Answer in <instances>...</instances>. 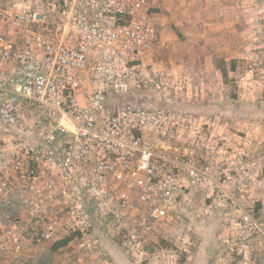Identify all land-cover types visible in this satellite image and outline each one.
Returning a JSON list of instances; mask_svg holds the SVG:
<instances>
[{
	"label": "built area",
	"instance_id": "built-area-1",
	"mask_svg": "<svg viewBox=\"0 0 264 264\" xmlns=\"http://www.w3.org/2000/svg\"><path fill=\"white\" fill-rule=\"evenodd\" d=\"M156 41L144 0H0V256L22 218L41 239L74 235L86 254L99 219L136 254L199 185L232 230L264 238L246 204L254 173L229 145L217 148L229 165L199 160L177 141L185 117L119 100L146 77Z\"/></svg>",
	"mask_w": 264,
	"mask_h": 264
},
{
	"label": "rangeland",
	"instance_id": "rangeland-1",
	"mask_svg": "<svg viewBox=\"0 0 264 264\" xmlns=\"http://www.w3.org/2000/svg\"><path fill=\"white\" fill-rule=\"evenodd\" d=\"M235 8L240 11V41L226 45L225 60L215 59L218 74L202 71L206 61L191 60L196 45L187 42L186 22L178 20L169 31L173 38L159 40L156 47L172 59L148 63L146 77L131 86L122 100L185 117L176 139L201 154L199 160L212 155L210 163L229 165L217 155V148L229 145L234 161L254 173L252 200L246 204L264 220V0H238ZM149 12L161 20L160 10ZM31 136L35 138L36 133ZM177 213V221L164 223L146 236L136 254L121 248L99 219L93 221L96 243L90 252L79 250L76 241L64 250L70 253L75 248L86 259L91 255L88 263L92 264H251L248 251L255 239L262 248L252 262H264V238L232 230L224 209L208 201L203 185L181 197Z\"/></svg>",
	"mask_w": 264,
	"mask_h": 264
},
{
	"label": "crops",
	"instance_id": "crops-1",
	"mask_svg": "<svg viewBox=\"0 0 264 264\" xmlns=\"http://www.w3.org/2000/svg\"><path fill=\"white\" fill-rule=\"evenodd\" d=\"M237 2L238 0H147L149 10L151 8L160 10L163 18L161 20L160 18L154 19L157 41L151 51L148 63L162 59L163 61L165 59H172V55L160 49L158 50L156 47L159 44V40L168 38L169 41L173 38L171 36L172 32L171 34L169 32L173 30L172 24L178 20H183L186 22V34L190 32L186 39L188 40L187 42L196 45V51H192L189 57L192 61L198 59L206 61L202 69L205 74L209 75L214 70L218 74L220 72V66H216L214 63L215 59L225 60L229 54L226 45L239 44L240 41V11L235 8ZM157 12L159 13V11ZM168 34L169 37L167 36ZM199 43L202 44L200 46L201 51L197 49ZM119 100H122V98ZM198 154L196 152V156ZM5 211L6 209H4ZM7 216L5 217L3 210L0 209V218L4 223L8 222ZM14 218L16 217H12V220ZM18 220L21 225L22 222L26 226L28 225L27 220L23 218ZM22 227V235L18 236L19 240L7 255L0 256V264H92L91 262L88 263V260H91L89 258L91 255L86 259L85 254L83 255L82 252L76 250L73 245L72 247L74 249L70 253H66V250H64L65 246L52 250L51 246L53 242L60 240V238L49 240L40 239L38 236L32 235L29 231L25 230L24 225ZM73 241L75 242L74 238L66 246H71ZM251 242L250 249L252 250L248 251L250 252L249 258L251 264H255L252 262L254 253L260 251L259 249L262 246L257 245L255 239ZM61 252L65 254L63 255ZM72 252L75 254L70 257Z\"/></svg>",
	"mask_w": 264,
	"mask_h": 264
},
{
	"label": "trees",
	"instance_id": "trees-1",
	"mask_svg": "<svg viewBox=\"0 0 264 264\" xmlns=\"http://www.w3.org/2000/svg\"><path fill=\"white\" fill-rule=\"evenodd\" d=\"M262 175H263V178H264V168L262 170ZM74 238V235H70V236H67V237H64L63 239H60L58 241H55L53 242L52 246H51V249L52 250H56L58 248H61V247H64L66 246L72 239Z\"/></svg>",
	"mask_w": 264,
	"mask_h": 264
}]
</instances>
